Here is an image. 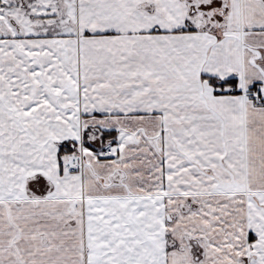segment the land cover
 <instances>
[{
	"label": "snow or ice",
	"instance_id": "snow-or-ice-1",
	"mask_svg": "<svg viewBox=\"0 0 264 264\" xmlns=\"http://www.w3.org/2000/svg\"><path fill=\"white\" fill-rule=\"evenodd\" d=\"M0 264H264V0H0Z\"/></svg>",
	"mask_w": 264,
	"mask_h": 264
}]
</instances>
